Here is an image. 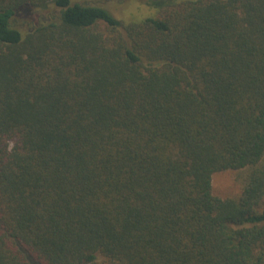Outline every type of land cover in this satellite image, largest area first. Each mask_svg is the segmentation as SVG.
<instances>
[{
    "label": "trees",
    "instance_id": "1",
    "mask_svg": "<svg viewBox=\"0 0 264 264\" xmlns=\"http://www.w3.org/2000/svg\"><path fill=\"white\" fill-rule=\"evenodd\" d=\"M111 1L0 0V264H264V0Z\"/></svg>",
    "mask_w": 264,
    "mask_h": 264
},
{
    "label": "rangeland",
    "instance_id": "2",
    "mask_svg": "<svg viewBox=\"0 0 264 264\" xmlns=\"http://www.w3.org/2000/svg\"><path fill=\"white\" fill-rule=\"evenodd\" d=\"M153 0H128V1H111L103 4L109 11L118 19L124 21H137L146 17L158 16L157 5H153ZM152 4V5H151ZM20 20L28 18L25 15H19ZM30 22L26 26L34 24V21L29 19ZM248 168L239 170H222L217 171L212 177V190L214 194L221 197L234 196L239 194L249 174Z\"/></svg>",
    "mask_w": 264,
    "mask_h": 264
}]
</instances>
